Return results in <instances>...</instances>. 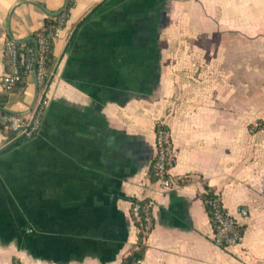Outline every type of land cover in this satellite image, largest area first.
<instances>
[{
	"label": "crops",
	"instance_id": "obj_1",
	"mask_svg": "<svg viewBox=\"0 0 264 264\" xmlns=\"http://www.w3.org/2000/svg\"><path fill=\"white\" fill-rule=\"evenodd\" d=\"M68 1L0 0V91L6 35L33 41ZM44 97L34 137L0 129V264H121L146 199L141 264H264V0H74L44 93L6 107L32 119ZM206 192L248 207L239 246L216 244Z\"/></svg>",
	"mask_w": 264,
	"mask_h": 264
},
{
	"label": "built area",
	"instance_id": "obj_2",
	"mask_svg": "<svg viewBox=\"0 0 264 264\" xmlns=\"http://www.w3.org/2000/svg\"><path fill=\"white\" fill-rule=\"evenodd\" d=\"M53 17V16H51ZM55 17V16H54ZM54 19V18H53ZM68 15L56 17L54 22L49 24L47 31L36 32L33 41H18L12 36L6 35L4 41V57L8 64L1 76L3 88L12 89L20 83L24 76L34 81L40 92L45 91L46 80L49 76L47 61L50 49L55 40L60 36ZM29 83V82H28ZM47 104L45 97L37 106V111L32 119L26 118L23 114L0 115V122L6 123L8 127L28 138L34 137L40 128L41 113ZM175 162V152L172 145L170 132L161 131L157 137V156L155 158L156 175L164 187H170L172 177L170 169ZM152 207L151 202L145 205V221L150 227L151 218L148 212ZM141 204L133 205L134 216L142 220L140 211ZM214 240L222 248L239 246L244 238L242 220L246 219L250 211L246 206H240L237 215L231 214L223 204L214 208ZM133 264H141V260Z\"/></svg>",
	"mask_w": 264,
	"mask_h": 264
},
{
	"label": "trees",
	"instance_id": "obj_3",
	"mask_svg": "<svg viewBox=\"0 0 264 264\" xmlns=\"http://www.w3.org/2000/svg\"><path fill=\"white\" fill-rule=\"evenodd\" d=\"M73 5H74V0H69L67 3L66 9L63 10L61 13L57 14L55 17L53 16V17H50L49 19H47L46 24L44 25V27L41 30H44L46 32L49 24L54 22L56 17H59L61 15H68L70 8ZM53 49H54V44L52 45V47L50 49L48 61H47V68H48V73H49V76L46 80L47 85L49 84L50 77H51L52 64H53ZM5 63H6V66H8L6 60H5ZM28 82H29L28 78L26 76H24L22 81L20 83H18L16 86H14L12 89L3 88V90L0 91V115L6 116V115H10V114H16V113L8 110L6 107L8 100H9V97H10V94L13 92L19 91L21 89H24L28 85ZM41 117H42V113H41ZM0 129L4 132H7V134L10 137L17 135V133L14 132L13 130H11L6 123L0 122ZM161 131L170 132V129L167 125L163 124L162 122H158L156 124L157 137ZM149 175H150V178L152 180L158 179V176L156 175L155 159H154V161L150 167ZM202 199H203V202L205 204L206 210L210 216L211 222L214 226L215 220H214L213 212H214L215 204L218 206L222 205L221 198H220V196H218L212 192H206V193L202 194ZM148 203H149V200H147V199L134 202V204H141V207H143V209H141V211H140V216H141L142 220H138L134 216L135 223L138 227V242H137L136 248L133 249L130 252V254H128L127 256H125L123 258L121 264H133L135 261L143 259L145 254H146V250H147L146 237H147L148 233L154 227V218H153V214H152V207H150L148 210V212L150 214V218H151L150 227H147L148 224L145 221V205ZM14 264H19V263L14 262Z\"/></svg>",
	"mask_w": 264,
	"mask_h": 264
}]
</instances>
